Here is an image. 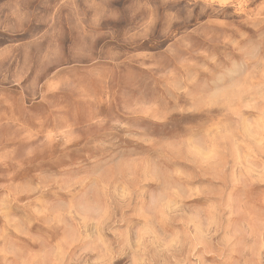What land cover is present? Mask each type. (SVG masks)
I'll return each instance as SVG.
<instances>
[{
    "label": "rangeland",
    "instance_id": "1",
    "mask_svg": "<svg viewBox=\"0 0 264 264\" xmlns=\"http://www.w3.org/2000/svg\"><path fill=\"white\" fill-rule=\"evenodd\" d=\"M0 264H264V0H0Z\"/></svg>",
    "mask_w": 264,
    "mask_h": 264
}]
</instances>
